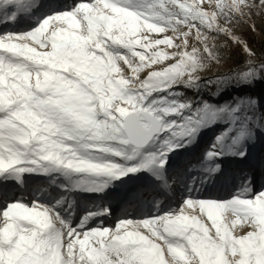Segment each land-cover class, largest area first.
Listing matches in <instances>:
<instances>
[{
    "label": "snow or ice",
    "instance_id": "snow-or-ice-1",
    "mask_svg": "<svg viewBox=\"0 0 264 264\" xmlns=\"http://www.w3.org/2000/svg\"><path fill=\"white\" fill-rule=\"evenodd\" d=\"M233 4L218 0L226 20L233 18L228 14ZM169 5L187 18L186 0H77L65 6L0 0V264H264V190L248 195L247 182L228 199L198 198L207 177L193 176L179 208L162 212L156 200L151 215L123 218L114 228L90 223L111 209L93 204L80 215L70 196L74 190L99 193L113 179L163 168L167 153L179 145L165 139L166 147L149 150L158 134L171 130L173 138H188L217 118V110L205 104L182 121L166 122V115L190 104L149 100L174 86L183 61L139 77L157 55L144 32L160 34L170 25L169 17L178 13ZM45 8L30 30L8 27ZM218 34L251 54L247 42L228 29ZM210 51L205 46V55ZM188 59L195 60L196 53ZM261 73L264 62L258 67L249 62L232 79ZM198 81L190 77L185 84ZM223 82L219 78L217 84ZM255 104V98L239 99L230 112L243 110V119L232 115V125L217 141L234 129L233 143L252 135L260 126ZM238 154L245 156L246 149ZM38 169L65 178L59 183L62 194L27 191L24 175Z\"/></svg>",
    "mask_w": 264,
    "mask_h": 264
},
{
    "label": "rangeland",
    "instance_id": "rangeland-1",
    "mask_svg": "<svg viewBox=\"0 0 264 264\" xmlns=\"http://www.w3.org/2000/svg\"><path fill=\"white\" fill-rule=\"evenodd\" d=\"M63 1L67 3L66 0H54L46 4ZM40 2L44 4L46 1L40 0ZM76 2L77 0H72L68 5ZM186 3L190 5L189 11L197 10V13L203 15H191L188 12L186 19L185 15L169 17L179 21L176 25L164 27L165 32L160 33L168 35L169 42L156 44L151 38V52L156 51L157 55L150 56V66L139 74L142 80L148 71H162L170 65L184 62L181 68L182 74L171 82L174 86L154 93L149 98L151 101L165 97L168 102L190 104V108L166 115L164 117L166 122L182 121L185 116L202 109L205 104L209 108L211 104L229 108L233 103L228 101L226 94L220 95L219 90H223V83L217 84L218 79L221 76L226 78L247 71L249 62L254 66L262 63L257 53L261 52L260 49L264 50V6L259 4V0H235L232 10L228 13L233 17L231 20H226L220 14L217 8L218 0H188ZM43 10V13L47 12V8ZM41 11L32 14L33 22L8 27L13 31L30 30L43 18ZM220 29H228L232 34L246 41L251 54L241 43H235L225 35L218 34ZM3 30L4 26H1L0 31ZM144 35L148 36L146 32ZM205 46L211 50L208 55H205ZM193 52L196 53V59L189 60L188 54ZM216 53H219L220 59H216ZM127 74L126 71L125 75ZM190 77L200 81L185 84ZM210 80L213 83H208ZM161 87L168 88L169 84H162ZM237 87L235 90L237 93L246 92L247 97L254 96L256 101L254 107L260 116V126L254 127L252 135L233 143L232 138L236 135L234 129L218 142L217 137L233 123L230 118L233 113L221 112L220 109L217 110L218 115L214 121L200 126L191 137L173 138L171 130L160 133L149 145V150L166 147L163 144L165 139H171L174 144L179 145L167 153L166 165L152 171L144 169L113 179L99 193L72 191L70 196L75 200L79 214L83 215L85 209L92 207L93 204L107 207L111 209L110 214L97 216L90 223L93 227L97 223H103L104 226L114 228L123 218L138 219L151 215L155 210L156 200L160 201L162 212L169 208H179L183 199L189 194L188 186L193 176L207 177L203 187L195 194L198 198L228 199L237 190H243L241 188L243 182L248 184V195L264 190V73L258 74L257 78L238 82ZM208 90H212L213 93L210 99L197 98L199 95L207 94ZM206 100L214 103H207ZM231 134L235 135L229 140ZM185 140L188 142L185 143ZM245 149L246 155L241 157L238 153ZM210 152H220L222 155L209 156ZM115 159L119 162L120 158ZM217 165H219L218 169H216ZM54 180L57 183H53ZM24 182L28 192L41 187L50 194L60 195L62 193L58 187L59 182L66 181L63 176L55 172L44 173L38 169L37 173L25 174ZM10 183L15 184V181ZM46 197H44L45 202L48 200ZM31 199V196H27L29 202ZM78 220V216L74 217L73 224L78 223ZM246 230L248 229H244ZM239 234H243V231Z\"/></svg>",
    "mask_w": 264,
    "mask_h": 264
},
{
    "label": "trees",
    "instance_id": "trees-1",
    "mask_svg": "<svg viewBox=\"0 0 264 264\" xmlns=\"http://www.w3.org/2000/svg\"><path fill=\"white\" fill-rule=\"evenodd\" d=\"M249 43V42H248ZM261 50V52H259V53H257L258 55V58L259 59H261L262 60V62H264V50L263 49H260ZM261 62V61H260ZM258 67V66H257ZM241 73V72H240ZM239 73H236V76L238 75ZM232 77H235V76H231V77H226V78H223L222 76H221V78H223V80H224V82H223V90H219V92H220V95L221 94H226L227 95V97L226 98H229L228 99V101H231V103H233V104H231V106L229 105V108H228V110H227V112L228 111H230V109L232 108V107H234L235 106V104H236V102L239 100V99H245V100H251L254 96H252V97H247V95L245 94L246 92H239V93H237V91H235V90H237V84H238V82L237 81H235V80H233L232 79ZM226 80V81H225ZM228 90V91H227ZM207 94H208V96H207ZM207 94H202V95H199L197 98H202V99H210L211 98V96H212V90H208V93ZM244 95V96H243ZM205 101V100H204ZM204 101H201V103H205ZM206 102L207 103H214V101H212V102H209V101H207L206 100ZM210 109H212V110H218V109H224L223 107H221V106H219V104H217V106L216 105H213V104H211V106H210ZM237 114V116H240L242 119H243V110H241L240 112H236V113H233V115H236ZM237 123H240L239 121L237 122ZM235 134H231L230 136H229V140H231V138L234 136Z\"/></svg>",
    "mask_w": 264,
    "mask_h": 264
},
{
    "label": "bare ground",
    "instance_id": "bare-ground-1",
    "mask_svg": "<svg viewBox=\"0 0 264 264\" xmlns=\"http://www.w3.org/2000/svg\"><path fill=\"white\" fill-rule=\"evenodd\" d=\"M46 2H44V5H47L46 3L48 2L49 3V1H54V0H45ZM72 0H66V2L67 3H65V1H63V2H61V3H55V4H57V5H60V6H65V5H68V4H70V2H71ZM186 1H188V0H186ZM64 3V4H63ZM48 5H50V4H48ZM170 8H172V7H170ZM172 10H173V12H175V13H178L177 15H173V16H183V15H185L183 12H180L179 11V9H176V8H172ZM41 11V10H40ZM40 11H36V10H34V13L36 14V13H38V12H40ZM43 11L44 10H42L41 11V13H43ZM190 13L189 14H191V15H195L196 13H197V10L196 11H189ZM170 19V21H171V23H170V25H165L164 27H171L173 24L174 25H176L179 21H177L175 18H169ZM33 15H31L30 17H26V16H22L20 19H19V22L17 23V24H14V25H12V26H17L18 24H20V23H27V22H33ZM1 26L2 25H0V30H1ZM146 33H147V35L148 36H150V38H152V42L153 43H155L157 40H163V39H167V36L168 35H166V34H156V33H149V32H147V31H145ZM165 32V31H164ZM152 53H156V51L155 52H152ZM59 183H61V182H59ZM59 187V186H58ZM38 188H41V187H38ZM30 192H32V191H30ZM46 197V196H45ZM48 197H46V199H47ZM78 208V207H77ZM80 208V207H79ZM115 212V211H114Z\"/></svg>",
    "mask_w": 264,
    "mask_h": 264
}]
</instances>
